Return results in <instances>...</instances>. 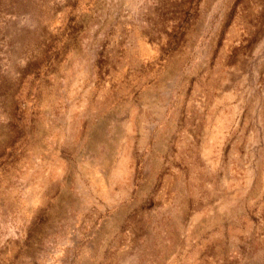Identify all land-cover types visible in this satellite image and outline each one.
Instances as JSON below:
<instances>
[{"label":"rangeland","instance_id":"rangeland-1","mask_svg":"<svg viewBox=\"0 0 264 264\" xmlns=\"http://www.w3.org/2000/svg\"><path fill=\"white\" fill-rule=\"evenodd\" d=\"M0 264H264V0H0Z\"/></svg>","mask_w":264,"mask_h":264}]
</instances>
